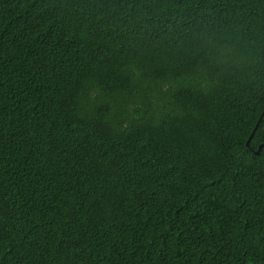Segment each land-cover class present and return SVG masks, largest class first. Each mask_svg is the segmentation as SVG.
Instances as JSON below:
<instances>
[{"label":"trees","instance_id":"16d2710c","mask_svg":"<svg viewBox=\"0 0 264 264\" xmlns=\"http://www.w3.org/2000/svg\"><path fill=\"white\" fill-rule=\"evenodd\" d=\"M263 111L264 0H0V264H264Z\"/></svg>","mask_w":264,"mask_h":264},{"label":"water","instance_id":"95a60500","mask_svg":"<svg viewBox=\"0 0 264 264\" xmlns=\"http://www.w3.org/2000/svg\"><path fill=\"white\" fill-rule=\"evenodd\" d=\"M263 113H264V111H263ZM263 113L261 114V116L263 115ZM261 116H260V118H259V120H258V122L260 121V119H261ZM256 127H257V125H256ZM255 127V128H256ZM255 128H254V130H255ZM252 135H253V133L250 135V137L248 138V141H247V145H248V143H249V141H250V139H251V137H252ZM261 149V146L260 147H258V149H257V151L255 152L256 154H258L259 153V150Z\"/></svg>","mask_w":264,"mask_h":264}]
</instances>
